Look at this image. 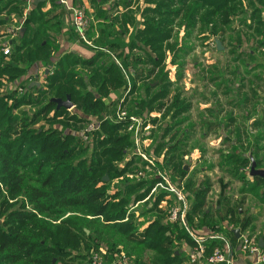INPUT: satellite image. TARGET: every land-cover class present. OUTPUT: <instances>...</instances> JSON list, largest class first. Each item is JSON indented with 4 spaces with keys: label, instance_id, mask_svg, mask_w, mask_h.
I'll list each match as a JSON object with an SVG mask.
<instances>
[{
    "label": "trees",
    "instance_id": "trees-1",
    "mask_svg": "<svg viewBox=\"0 0 264 264\" xmlns=\"http://www.w3.org/2000/svg\"><path fill=\"white\" fill-rule=\"evenodd\" d=\"M240 1L101 0L102 3L113 2L114 7L119 6L123 11L140 3L137 11L111 20V25L102 29L105 36L95 41L96 45L109 47L121 58L126 49H139L145 54V58L135 57L128 63V59L123 60L128 66L141 65L133 77L134 90H137V81H143V84L138 99L130 104V113L147 117L164 107L160 102L169 95L171 84L163 68L167 52L173 49L170 41L176 21L184 16L187 25L193 26L199 19L209 25L219 16L221 23L227 25ZM27 4L28 0H0V39L4 26L12 17L22 16ZM44 5L40 2L29 12L23 31L13 41L11 56L5 57L0 51V264H84L89 255L83 257L79 253L81 249H87L92 256L103 248L102 241L96 243L89 234L97 224L94 230L97 239L104 240L108 232L115 231L122 240L126 239V248L142 246L155 253V258L148 261L139 258V264H183L186 254L180 253L181 241H186L189 247L194 244L187 231L184 227L165 223L161 214L150 219L163 194L157 196L152 207L145 212L150 213L149 217L145 215L150 224L144 231L140 230L135 219L137 214L128 215L129 207L144 200L158 178L127 184L123 188L112 187L115 178L125 175L133 163L125 164L119 173L116 170L114 161L129 154L132 146V134L123 131V124L105 121L101 132L96 133L99 140L98 136L93 138L90 149L82 146L76 136L54 127L61 124L62 128H67L69 123L61 120L68 110H58L53 99L66 100L70 95L72 103L85 114L98 116L109 109L105 99L121 95L125 83L117 66L105 53H98L91 59L70 53L53 65V55L60 49L56 39L47 33L48 15L41 10ZM105 18L110 20V16ZM93 29L91 23L87 32L89 39ZM81 45L85 46L84 43ZM35 63L54 67L53 76L44 75L43 83L24 80L20 83L23 88L20 93L17 88L13 90V84L27 77ZM143 65L151 66V70L142 68ZM157 70L160 75L156 77ZM237 72H233L235 76H238ZM153 75L156 83H147ZM37 76L27 78L38 79ZM173 107L176 109L172 111L171 125L161 128L160 142L154 151L162 154L167 149L165 167H172L170 176L180 182L179 179L189 175L183 158L195 147L190 146L195 130L192 125L189 132L178 129L172 134L176 125L188 122L189 118L177 121L189 108L178 95ZM66 120L73 119L68 117ZM39 124L42 126L37 128ZM201 137L203 139L204 135ZM234 151L240 159L243 158V153H238L237 149ZM259 151L254 152L255 157ZM75 156L78 159H74ZM254 162L256 169L264 170L261 160L255 158ZM240 164L245 167L250 162L243 159ZM147 166L144 163L143 167ZM176 173L181 177L174 175ZM107 174L108 180L104 178ZM253 179L256 185H264V178ZM190 187H194L191 180L187 182V188ZM211 189L209 180L193 188L194 201L188 219L191 227L197 228V224L213 229L222 222L239 224L243 228L253 225V216L241 218L240 211L231 208L230 202L221 213L205 211ZM112 239L115 237L111 235ZM105 242L109 251H115L113 241ZM217 245L210 242L208 250ZM132 263L137 264L136 260Z\"/></svg>",
    "mask_w": 264,
    "mask_h": 264
},
{
    "label": "rangeland",
    "instance_id": "rangeland-1",
    "mask_svg": "<svg viewBox=\"0 0 264 264\" xmlns=\"http://www.w3.org/2000/svg\"><path fill=\"white\" fill-rule=\"evenodd\" d=\"M237 8V11L231 15L230 24L227 25H223L221 23L222 18L219 16L213 19L209 25L205 22L202 23L200 19L197 23L195 22L193 26L191 24L187 25L184 16L176 21L173 38L170 41L173 49L167 52L166 65L163 68V72L167 73L168 82L171 84L170 93L160 102L163 103L164 107H162L161 110L156 111L161 113L157 118V124L153 125L154 129L151 132L152 137L148 144L149 148L142 151V153L147 159H149L150 156L161 160L162 164H156L155 169H158L159 171L163 169L164 172L169 175V179H172L170 176L172 167L167 169L165 167V160L162 158L163 156L160 153H156L154 150H156L157 143L160 142L159 134L162 133L161 131L171 125V117L173 115L172 111L174 112L176 109L173 107V102L178 95L183 104L189 105V108L188 112L180 116V119H177V121L186 117H191V120L181 125H176V129L172 132V134L178 129L183 131L186 127L189 128L192 125L193 130H195V134L191 138L190 143V146L195 145V147L189 152V158L184 160L186 164L185 169L189 171V175L185 179H179L182 181L185 180L183 182L185 184V189L183 190L184 198L188 200L189 205H192L194 201L193 188L198 187L202 181H207V179H209L212 184V190L208 198V204H206L204 208L205 211L214 213V211H218L217 209L220 206L224 207L225 204L222 202L223 198H230L231 203H235L236 209L244 210L245 215H242V218H245V216L248 215L247 211L250 210L249 208L246 210L248 206H256L257 209L255 210H258L259 213L262 214L257 223L259 229L257 228L255 230H257V234L262 237L264 236L263 201H261L257 195L249 196V199H244L243 196L239 195L242 188L249 186L244 179L251 177V163H253L251 160L257 158L263 162L264 166V136H262V131H257L255 128V124L258 123V119H262L260 115L261 111L256 110L252 102L249 105L242 106L243 108L236 109L235 104L230 101L236 99L235 96L237 92L235 91V87H240V81L235 79V75L233 73L234 71L240 70L242 73H246V67L247 69H250L257 62L261 64V68H257V70L253 71L261 73L264 76V45H261L264 44V0H241L237 4ZM256 14L259 15L257 16ZM255 15L257 17H255ZM2 33L3 30L1 31V34ZM218 43L221 44L222 51H219ZM250 51H254L256 53L255 56H252L253 59L248 57ZM137 53L145 58V54L143 52L140 51ZM238 54L244 55L239 57ZM255 57L258 58L257 61L255 60ZM47 69H50V67ZM45 70L46 67L40 71L39 75H41V77L45 75ZM155 75L156 77L160 75V70H157ZM155 75L150 77L146 82H153L155 84ZM29 76H32V74H29ZM24 80L29 82L34 81L33 83H36L37 81L39 83H43L40 79H31L27 77H23L22 80H20V83ZM222 83H224L226 88L230 87V96L227 94L225 95L223 89H219V87L222 86ZM19 85L20 84H18V82H15L12 89L15 90L17 88L20 93L23 88ZM244 86H246V84H244ZM262 95H264V93ZM113 97L116 98V95L112 96L111 101H114L115 98ZM118 100L119 104L122 100V94L118 96ZM257 104L263 105V102H259ZM129 105L130 104H127V106ZM261 107H264V105ZM170 108H173L171 112ZM124 110L126 115H130V111L128 109L124 108ZM110 113L114 114L111 106H109V109L104 112V114L94 116L93 114H85L83 110L77 107V105H74V109L71 112H65L61 119L65 124L66 122L69 123L67 128H64V126L62 128L61 124H56L54 127L56 129H64L65 134H72L80 140V132L89 121L96 119L101 121L102 117ZM229 114L239 117L238 120L240 122L237 123V126L241 125L242 128L240 130L236 129L238 128L236 125H232L230 129L225 128V126L221 127L220 123L223 119H227ZM116 115L117 112L113 115L115 118L112 123L116 121ZM131 115L144 117L134 113ZM262 115H264V111H262ZM68 117H71L73 120L67 121L66 119ZM148 117L149 115H147V119ZM247 118V126L245 127L244 123ZM80 119L86 121L83 122ZM153 121L154 120L148 119L149 123H154ZM40 126H42V124H39L37 128H40ZM129 126L130 125L128 124H123V131H128ZM207 127L209 129L208 137H206L205 141H203L201 135L206 133ZM161 128L163 129L161 130ZM223 131H225V134L221 136L220 134L223 133ZM97 132L101 131L99 130ZM231 132L233 135H230ZM96 133L94 136L92 135L95 139L98 136H96ZM238 133H241L242 136L240 137V134ZM98 140L99 136L97 138V141ZM131 140L132 146L129 150V154L124 156L122 159H117L114 162L118 173L124 170L123 168L125 167V164L131 162L133 163L129 167L128 171L125 172V175L121 174V177L115 178V180L111 183L112 187H117L118 185L120 188H123V186L127 184L146 181L145 179L137 178V173L141 170L145 171L148 175H146L148 180H150L151 178L149 177L153 175L152 171H150L147 167H143L145 160L141 156L136 155L138 152H136L133 138H131ZM81 144L82 146L90 149V147H92L93 140H91L90 143H84L81 141ZM256 147L261 149L257 154V157L254 155ZM233 148L237 149L238 153H243V158L240 159L239 155L233 150ZM163 155H165V153ZM75 158H77V156H75L74 159ZM243 159L249 161L250 165L245 167L241 166L240 161ZM236 161H238V163H236ZM174 175L181 177L179 176L180 173H176ZM104 178L106 180L110 179L108 174L105 175ZM190 179H197L194 181L193 188L186 187V184L190 181ZM262 189L256 193H259L260 191V194L264 193V190ZM114 190L117 189L115 188ZM114 190H112V192L116 193ZM161 193L164 195V192L159 191L153 194L154 196L149 200V202L138 208L137 211L139 212V215H137L138 218L135 219L141 229L143 227H148L150 219H152L156 214H161L164 217V222L172 227H183L180 223L171 224L166 222L165 212L160 209L158 205L156 211H154L155 213L150 215L151 218H147L150 213L145 214V212L151 208L148 204H154V197H156V195L159 196ZM255 210H251L250 213H255ZM188 219L189 216H187V220ZM97 226L98 224L90 230L92 233L89 232V234L96 243L102 241L100 245L103 248L101 249L105 251L103 264H114L115 258L121 254L129 256V258H131V263L133 260H136L137 264H139L141 260L148 261V259H152L153 257L155 258V253L149 250H144L142 246L137 247L130 245L126 248V239L123 238L122 240L121 235L116 234L115 231L108 232L107 235L104 236V240L97 239L98 236L94 232ZM197 228H199V225ZM111 235L115 237V239L111 240ZM107 240L113 241V249H115V251L112 252L108 250V245H106L105 242ZM79 253H81L83 257L89 255L83 263L91 264L92 256H90L91 253L88 254L87 249H81ZM139 258L141 260H139ZM76 262L81 263L82 261L77 260Z\"/></svg>",
    "mask_w": 264,
    "mask_h": 264
},
{
    "label": "built area",
    "instance_id": "built-area-1",
    "mask_svg": "<svg viewBox=\"0 0 264 264\" xmlns=\"http://www.w3.org/2000/svg\"><path fill=\"white\" fill-rule=\"evenodd\" d=\"M59 4L62 5L67 13L70 15L71 28L75 34V40L77 43H84L85 46L99 50L98 47L93 43L91 39L88 38L87 32L90 29L91 23H93V18L90 13L83 7H76L68 0H58ZM32 0L29 1L26 10L22 16H14L9 21V23L4 26L2 37L0 39V51L5 57H10L12 54V44L14 39H16L23 31L24 24L28 18V14L31 10ZM116 63L121 70V73L127 82L130 81V76L133 71L127 70L122 62L116 60ZM46 75H51L54 72V67L45 70ZM131 90V87H130ZM123 102V101H122ZM74 109V105L68 112ZM151 116V115H150ZM115 117L111 115H106L102 117L101 121L98 119L89 121L84 129L80 132V140L84 143H90L92 140V135L100 130L102 124L110 120L113 122ZM116 124H128V133L132 134L133 142L136 147V152L138 156H141L148 166L147 168L153 172V175L149 178L150 180L157 177V183L152 189L151 195L162 191L167 197H176L177 201L172 205L163 202L160 206L165 212V220L168 223L175 224L180 223L193 241V246L188 248L187 258L184 264H235L237 251L241 252L247 258H249L252 264H264V247L260 245V239L254 234L252 226L243 228L242 225H237L231 222H223L217 225L213 229H209L205 232L192 231L188 225V211L189 202L184 198V191L182 187L174 184L169 175L164 172L163 169L159 171L156 168V164H162L161 160L150 157L147 159L143 155L142 151L148 148L149 141L152 137L153 125L148 122L147 117H137L133 115H126L123 110V104H119V110L116 115ZM92 137V138H91ZM163 171V172H162ZM147 174L145 171L141 170L137 173L138 179H147ZM135 208H131L128 215L131 213H136L139 215L138 211H134ZM128 218L125 220L127 221ZM236 230L240 231V236L238 237V245L234 244L233 237ZM210 242L218 243L217 246L208 252V244ZM183 251L186 252V249ZM105 251L101 249L99 252H94L91 258V264H103ZM114 264H132L131 258L126 254H121L116 257Z\"/></svg>",
    "mask_w": 264,
    "mask_h": 264
},
{
    "label": "crops",
    "instance_id": "crops-1",
    "mask_svg": "<svg viewBox=\"0 0 264 264\" xmlns=\"http://www.w3.org/2000/svg\"><path fill=\"white\" fill-rule=\"evenodd\" d=\"M29 1H31V0H28V3H29ZM68 1L70 2V4H72L76 7L85 8L91 14V16L93 18V25H94V29L91 32V36H92L91 40L93 41L94 44L96 43L95 41H99L101 39V37L105 36V34L102 33V29L104 28V26H110L111 20H113L116 16L121 17L123 14H125L127 12L137 11L136 8H137L138 4H140L138 2L134 3L133 7L123 11V8H120L119 6L114 7L113 2L102 3L101 0H68ZM135 1L136 0H133V2H135ZM40 2L45 3V5L41 9L42 13L48 15V18H46L48 20L47 33H49V35L51 37L56 39V42L59 44L60 50L53 55V59H52L53 65H55L64 55L70 54V53L77 54V55L81 56L83 59H91L92 57H94L98 53H105L106 55L111 57V60L117 66L118 69H119V67L116 63V60L122 62V64L124 65V67L127 70L133 71V74H131V76H130L129 82H127L125 80V78L123 77L125 84H124L123 92H122V100L120 102L121 104H123V110H124V108L129 110L130 105L127 106V104H132L133 101H135V99H138L139 94H140V87H142L143 81H137V90H134L133 77H134V74H135L137 68L141 67V65L139 63L137 65V67H135L134 64L128 66V65H126V63L123 60L128 59L127 60V63H128V62H131L132 59H134L135 57L137 59L138 57H140V55L137 53V52H140V50L134 49L131 51V50L126 49L124 52V56H122V58H121L120 56L117 55V53H115L114 51H111V49L107 46L105 47V46H101L98 44H97L98 45L97 46L95 44L96 47L99 48V50H95V49L89 48L87 46H82L81 44L77 43V41L75 40V37L73 36L72 30L70 27V25H71L70 24V15H69V13H67L65 11L64 7L59 4V1L58 0H32L31 10L35 9V6L38 5ZM104 16L105 17L110 16V20H107ZM249 54L251 55V58H252V56L256 55V53L254 51H250ZM255 60L257 61L258 58L255 57ZM255 60H253V61H255ZM43 68H45V66H43V64L35 63L34 66H32L29 69L28 76H29V74L36 75V76L38 75L37 78L40 79L41 82L44 81L43 77H41V75H39L40 71ZM47 68H49V67H46V69ZM142 68H147V69L151 70V66L143 65ZM257 68H261V64L256 62V64L253 67H251L250 69H247V67H246V73H242L240 70H238V72H237L238 76L236 74L235 79L240 81V84H239L240 87H235L236 88L235 91L237 92V94L235 96L236 99L233 101H230V102H233L235 104L236 109L237 108H243L242 106L249 105L252 102L254 105V108L258 111H261L260 115L262 117V119H260V120L258 119V123L255 124L256 125L255 128L257 131H262V134H263L262 136H264V115H262V111H264V107H261L264 105V101H263L264 95H262L264 93V76L261 73H256L255 71H253V70H257ZM119 71L121 72L120 69H119ZM44 73H46V72H44ZM121 75H122V73H121ZM45 76H47V75L45 74ZM16 82H18V84H20V80H18ZM224 83H222V86H220L219 89H223L224 94L225 95L227 94L230 96L231 95V94H229V88L230 87L226 88ZM244 84H246V86H244ZM130 87H131V90H130ZM111 98H112V96L109 98H106L105 101L109 106H111V109L114 111V114H115V112H118V110H119V104L120 103L118 104L119 100H118L117 95H116V98L113 97V98H115L114 101H111ZM131 98H132V100H131ZM249 100H250V102H249ZM259 102H263V105L257 104ZM248 108H250V107H248ZM160 113L161 112L151 113L150 114L151 116L149 115L148 119L149 120H155V119L157 120V118L160 116ZM114 114L110 113L109 115L113 116ZM131 114L132 113H130V115ZM238 118H239L238 116H235L233 114L232 115L229 114L228 118L223 119L222 122L220 123V125H221V127L225 126V128L230 129V127L232 125L237 126V123L240 122L238 120ZM190 120H191V117H189L188 122ZM245 121L246 122L244 123V126L246 127L248 118ZM151 124L155 125V124H157V122L151 123ZM253 125H254V123H253ZM237 127L238 128H236V129H238V130H240L242 128L241 125H238ZM188 129H189L188 127L185 128L186 132H189ZM208 132H209V129L207 127L206 133L202 134V135H204L203 141H205L206 137H208ZM223 134H225V131H223V133H221L220 135L222 136ZM238 134H240V136H242L241 133H238ZM230 135H233V133L231 132ZM235 135H237V134H235ZM148 148H149V146H148ZM258 149L261 150L260 148L256 147V151ZM166 150L167 149H165L161 154L163 156L162 157L163 160H165V158H164L165 155H163V154L166 152ZM233 150H235V148H233ZM187 158H189V152L184 156L183 161L187 160ZM251 161H253V163H251V165L253 166V164L255 163L254 162L255 159H253ZM184 164H185V162H184ZM184 166L186 167V164ZM253 178L254 177L244 179L249 184V186L242 188L241 193L239 192V195L243 196L244 199H249V196H256L257 195L261 199V201H263V203H264V193L260 194L261 191L259 193H256L259 190H261L262 188H264V185H260V186L256 185L255 179H253ZM187 180H189V179H187ZM190 180H191L192 184H194V181H196L197 179H190ZM207 180H209V179H207ZM146 181H152V180H146ZM153 181H154V179H153ZM171 181L174 184H176L177 186L182 187L183 190L185 189V184L183 183L185 180L184 181L181 180L179 182L178 180L171 179ZM202 182H205V181H202ZM156 183H157V181H156ZM186 187H187V184H186ZM262 190H264V189H262ZM210 194H211V192L208 194V198H209ZM153 196L154 195H151V192H150V194L144 200L139 201V202L131 205L128 209V212L131 208H135V210L137 211L141 205H144L147 202H149V200ZM157 196L158 195H156V197H154V201L156 200ZM164 196H165V193H164ZM176 201H177V199L174 196H172L171 198L165 196L158 203V206L160 208V206L163 202L172 205ZM222 202H224V204H225L224 207L220 206L217 209L218 211H216V212H220V213L223 212L226 204L229 202H230L231 208L236 210L235 203L234 204L231 203L230 198H228V199L223 198ZM148 206L152 207V203H149ZM248 208L250 209L249 211H247L248 215L253 216V219H254V222L252 225L253 226L252 229L254 231V234H256V236L260 239V242L263 241V243H264V236L260 237V235H258L256 232L257 230H255L258 228L257 223H258L262 213H259L258 210H255V209H257L256 206L252 207L250 205L246 208V210ZM191 209H192V205H189L188 216L190 215ZM237 210L240 211L241 215H245V212L243 209H237ZM251 210H255L254 211L255 213H250ZM214 213H215V211H214ZM218 216H220V215H218ZM220 221H221V219H220ZM188 225H189L190 229L193 228L190 226L189 221H188ZM196 226H198V225L196 224ZM146 228L147 227H143L141 230H145ZM193 229H191V230L201 233V231L205 232V231L211 229V227L209 228V226H200L199 225V228H193ZM234 238L236 239V241H234V244L238 245V237H236V235H234L233 239ZM188 248H189L188 243L186 241L182 240L181 244H180V253H185L186 258H187V254H188L187 252L189 251ZM184 249H186V252L183 251ZM210 251L208 250V252H210ZM236 258H237V260H236L235 264H252L251 260L239 251H237Z\"/></svg>",
    "mask_w": 264,
    "mask_h": 264
},
{
    "label": "water",
    "instance_id": "water-1",
    "mask_svg": "<svg viewBox=\"0 0 264 264\" xmlns=\"http://www.w3.org/2000/svg\"><path fill=\"white\" fill-rule=\"evenodd\" d=\"M218 49L219 51H222V47H221V44L218 43ZM52 102H54L55 104H57V109H61V108H64V109H71L73 107V103H72V99H71V96L69 95L67 97L66 100H63V99H53ZM250 175L251 177H261V178H264V170L263 169H256V165L253 164V166L251 167V172H250ZM234 234L236 235V237H239L240 236V231L239 230H236L234 232ZM260 245L261 247H264V243L263 241L260 242Z\"/></svg>",
    "mask_w": 264,
    "mask_h": 264
}]
</instances>
